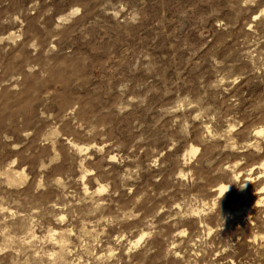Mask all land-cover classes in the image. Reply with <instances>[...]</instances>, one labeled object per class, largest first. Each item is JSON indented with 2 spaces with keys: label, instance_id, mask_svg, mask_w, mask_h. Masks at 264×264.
<instances>
[{
  "label": "rangeland",
  "instance_id": "obj_1",
  "mask_svg": "<svg viewBox=\"0 0 264 264\" xmlns=\"http://www.w3.org/2000/svg\"><path fill=\"white\" fill-rule=\"evenodd\" d=\"M263 162L264 0H0V264H264Z\"/></svg>",
  "mask_w": 264,
  "mask_h": 264
},
{
  "label": "bare ground",
  "instance_id": "obj_2",
  "mask_svg": "<svg viewBox=\"0 0 264 264\" xmlns=\"http://www.w3.org/2000/svg\"><path fill=\"white\" fill-rule=\"evenodd\" d=\"M261 131H262V130H258L257 133L259 134V133H261ZM196 151H197V149H194V148L191 149V152H192V153H195ZM261 166H262V168H263V176H264V162L261 164ZM248 181H249L248 183H245V184L242 185V187H241L240 190H244L245 187L250 183L251 179H249ZM230 188H231L230 186H227V185H221V186L219 187V194H222L223 192L229 190ZM260 192H264V186L260 188ZM261 203H262L263 206H264V196L261 197V198H259V199L257 200V202H256V204H261ZM262 204H261V205H262ZM140 239H141V238H139V240H140ZM139 240H138V241H139Z\"/></svg>",
  "mask_w": 264,
  "mask_h": 264
}]
</instances>
